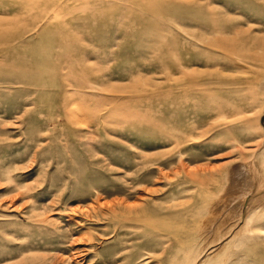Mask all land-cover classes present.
Returning a JSON list of instances; mask_svg holds the SVG:
<instances>
[{"label":"rangeland","instance_id":"1","mask_svg":"<svg viewBox=\"0 0 264 264\" xmlns=\"http://www.w3.org/2000/svg\"><path fill=\"white\" fill-rule=\"evenodd\" d=\"M262 229L264 0H0V264H264Z\"/></svg>","mask_w":264,"mask_h":264},{"label":"bare ground","instance_id":"2","mask_svg":"<svg viewBox=\"0 0 264 264\" xmlns=\"http://www.w3.org/2000/svg\"><path fill=\"white\" fill-rule=\"evenodd\" d=\"M241 170V169H240ZM244 174V173H243ZM239 177H240V179L242 180L244 177L246 178V176L244 175V176H242V172L240 171V174H239ZM244 182L243 183H246V181L245 180H243ZM247 184V183H246ZM245 184V185H246ZM246 186H248V184L246 185ZM249 190V189H248ZM232 199V198H231ZM234 199H237V198H234ZM239 199V198H238ZM237 199V200H238ZM256 199H257V197H256ZM237 200H235V201H237ZM243 200V199H242ZM241 200V201H242ZM231 200H228V201H226V202H224L222 205V207H220V208H223V210H224V208H226L222 213H223V220L227 217V219H225V220H228V217L230 216V214L231 215H233L232 213H235L236 214V216H240L238 219L240 220L241 218V221L239 222V223H241V225H240V228H239V231L237 232V233H235V230H233V229H236V226L237 227H239V225H238V222H236V224H235V226L233 227V229L231 230V233L229 234V236L227 237V239H229L228 240V242H227V244H225V246H218V244H217V246H218V249H219V251H223L224 249H227V254H229V253H232L234 250H236L237 248H239L242 244H243V236L244 235H252V233H253V230H254V228H255V224H257L256 222H257V219H259V216L261 215L260 213H261V211H262V207H261V205H255V206H253V207H250L249 206V204L248 205H246L245 207H244V209H246V214L245 215H243L242 217H241V204L238 206H236L235 205V201L234 200H232V201H234V203H232V202H230ZM249 201V200H248ZM227 202H229V203H227ZM226 203V204H225ZM237 203V202H236ZM240 203V202H239ZM241 203H243V202H241ZM215 205H217V204H215ZM217 208V207H216ZM219 208V206H218V209H215L216 211L217 210H219L220 209ZM221 210V209H220ZM244 212V211H243ZM221 213V214H222ZM217 218V217H216ZM220 218V219H221ZM231 218V217H230ZM213 219V218H212ZM219 219H217L216 220V224H218L219 225V221H218ZM222 221V220H221ZM237 221V220H236ZM256 221V222H255ZM218 222V223H217ZM213 223V222H212ZM257 227V226H256ZM259 228V227H258ZM219 228H217V230H218ZM262 231H264V229H262ZM207 235V234H206ZM226 239V240H227ZM218 239H216V234L214 235V239H212L211 240V243H215L216 241H217ZM225 240V241H226ZM211 246H214V244H212ZM220 247V248H219ZM216 250V249H215ZM214 250V251H215ZM220 254H221V252H219ZM224 253V252H223ZM225 254V253H224ZM212 255H213V253H212ZM218 255V254H217ZM200 258H197L195 261H194V263L195 264H200L201 263V261L199 260ZM203 264V263H202Z\"/></svg>","mask_w":264,"mask_h":264},{"label":"clouds","instance_id":"3","mask_svg":"<svg viewBox=\"0 0 264 264\" xmlns=\"http://www.w3.org/2000/svg\"><path fill=\"white\" fill-rule=\"evenodd\" d=\"M261 234L264 235V232H262Z\"/></svg>","mask_w":264,"mask_h":264}]
</instances>
